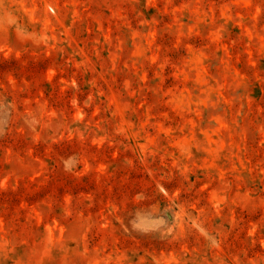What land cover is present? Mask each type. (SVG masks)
Segmentation results:
<instances>
[{
	"label": "rangeland",
	"instance_id": "obj_1",
	"mask_svg": "<svg viewBox=\"0 0 264 264\" xmlns=\"http://www.w3.org/2000/svg\"><path fill=\"white\" fill-rule=\"evenodd\" d=\"M0 264H264V0H0Z\"/></svg>",
	"mask_w": 264,
	"mask_h": 264
}]
</instances>
